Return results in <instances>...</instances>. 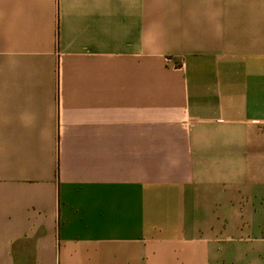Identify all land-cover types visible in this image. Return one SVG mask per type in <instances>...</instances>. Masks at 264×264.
Listing matches in <instances>:
<instances>
[{"label":"crops","instance_id":"obj_1","mask_svg":"<svg viewBox=\"0 0 264 264\" xmlns=\"http://www.w3.org/2000/svg\"><path fill=\"white\" fill-rule=\"evenodd\" d=\"M0 264H264V0H0Z\"/></svg>","mask_w":264,"mask_h":264}]
</instances>
